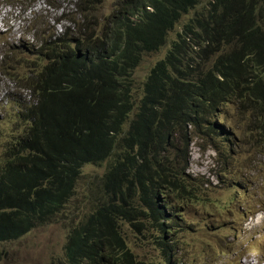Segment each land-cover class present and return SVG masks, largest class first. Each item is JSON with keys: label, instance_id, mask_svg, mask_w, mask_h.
<instances>
[{"label": "trees", "instance_id": "obj_1", "mask_svg": "<svg viewBox=\"0 0 264 264\" xmlns=\"http://www.w3.org/2000/svg\"><path fill=\"white\" fill-rule=\"evenodd\" d=\"M201 1L5 0L29 11V26L44 21L0 47V73L30 97L8 100L19 128L0 161V243L53 221L82 168L106 163L100 199L68 232L64 264H142L124 224L166 235L154 244L169 262L180 215L170 197L204 204L213 186L188 174L191 143L215 153L221 183L264 158V0H209L199 11ZM190 12L138 96L135 69ZM242 121L249 139L237 132Z\"/></svg>", "mask_w": 264, "mask_h": 264}, {"label": "rangeland", "instance_id": "obj_2", "mask_svg": "<svg viewBox=\"0 0 264 264\" xmlns=\"http://www.w3.org/2000/svg\"><path fill=\"white\" fill-rule=\"evenodd\" d=\"M207 1L202 0L197 10L207 7ZM6 7L0 0V47L18 40L24 33L31 37L34 26L44 21L36 16L33 26H29L31 15L28 10L22 12L23 5L15 10ZM191 16L192 12L182 16L169 33L166 45L156 53L145 55L135 69L133 79L138 96L150 69L164 57L170 43ZM24 76L25 73L20 72V77ZM19 85L0 73V161L7 139L19 128L13 119L16 106L8 100L30 101L28 93ZM227 111L236 116L235 107L229 106ZM236 127H240L238 134L249 139L247 134H242L247 127L246 121ZM198 143L203 144L201 141ZM246 157L240 156L239 159ZM106 168V163L84 166L74 196L53 221L36 227L16 241L0 243V264H64L68 232L93 210L100 199L101 179ZM246 169L241 177L228 176L227 182L235 186L227 189L224 186L227 182L221 183L218 176L215 153L210 148L202 150L194 140L188 149L187 172L190 176L203 177L213 185L205 195L207 203L190 205L170 197L174 203L173 210L178 209L180 214L173 224L175 233L171 238L180 253L169 262L154 244L158 236L167 238L166 235L150 234L151 230L138 234L124 224L123 235L134 261L142 264H264V158L257 154L251 156ZM238 190L241 191L239 196L235 195Z\"/></svg>", "mask_w": 264, "mask_h": 264}, {"label": "clouds", "instance_id": "obj_3", "mask_svg": "<svg viewBox=\"0 0 264 264\" xmlns=\"http://www.w3.org/2000/svg\"><path fill=\"white\" fill-rule=\"evenodd\" d=\"M3 2L5 3V0H3ZM6 6V5H5ZM7 9H9V7H6ZM12 10H14V9H12ZM125 226V225H124ZM174 233H175V231H174ZM165 239H167V238H165ZM6 243V242H5ZM157 246V245H156ZM157 248L160 250V248L157 246ZM161 251V250H160ZM179 253H180V251H179V249H178V253H177V255H179ZM161 254H162V252H161ZM162 256H163V254H162ZM164 257V256H163Z\"/></svg>", "mask_w": 264, "mask_h": 264}]
</instances>
